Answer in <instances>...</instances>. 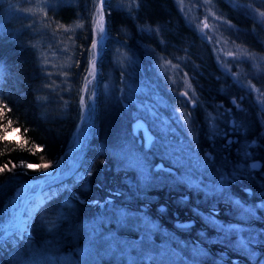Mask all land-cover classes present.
<instances>
[{"label":"trees","instance_id":"1","mask_svg":"<svg viewBox=\"0 0 264 264\" xmlns=\"http://www.w3.org/2000/svg\"><path fill=\"white\" fill-rule=\"evenodd\" d=\"M210 3L231 23L222 32L264 51V25L248 7L264 12V0ZM40 7L38 16L2 20L0 6V234L15 187L35 171L26 165L58 162L75 142L94 59L91 133L74 172L59 170L42 187L30 235H0V264H186L174 251L189 241L203 245L210 264H264V108L221 65L213 41L176 0ZM133 113L156 133L163 117L170 135L169 145H137L144 171L110 147L118 129L130 141Z\"/></svg>","mask_w":264,"mask_h":264},{"label":"rangeland","instance_id":"2","mask_svg":"<svg viewBox=\"0 0 264 264\" xmlns=\"http://www.w3.org/2000/svg\"><path fill=\"white\" fill-rule=\"evenodd\" d=\"M178 3V7L181 12L184 14L186 19L193 24H195L197 30L207 39L212 40L214 44V49L219 59L221 65L230 70L235 77L245 86L247 89H251L256 96L260 106L264 108V51L260 52L257 50L248 49V46L238 43L234 39L229 38L224 32L221 30V24H229L230 22L226 20L223 15L219 14L215 9L210 0H176ZM2 7V20H7L9 18H18L25 16H29L31 14L38 16L39 10L38 7L46 6L48 4V0H0ZM251 12L255 14V16L262 21L264 25V16H261L263 11L259 10L254 6L248 5ZM20 13V15H17ZM2 22V21H0ZM205 24L208 25L205 28ZM231 24V23H230ZM104 34V33H103ZM100 39V36L97 38ZM95 74V73H94ZM94 74H92L89 79L90 83L85 84L86 88L83 92V103L82 104V115L78 120V123L74 132V143L67 149L68 154L65 156L66 162L62 161L65 158L62 156L58 162L45 161L44 163L49 164L48 169H39L32 172L26 179L21 181L14 189V193L11 196L10 204L8 207V211L12 213L7 217V224L10 230L18 233L30 235V226L32 222V214L36 207H38L39 202L43 199L42 187L53 181V177L58 175V172H65V174L74 172L77 161L81 155V148L84 146V143L89 137L90 130V117L93 111V93L95 92V82L92 81L94 78ZM187 82L184 81L182 86ZM183 87V88H184ZM184 90L180 92L184 94V98L187 97V93ZM124 96H122L123 98ZM121 99V98H120ZM123 104V102H122ZM128 104H123V106H127ZM122 106V107H123ZM135 106L148 112V115H154L153 109L151 106L146 107L144 102H135ZM137 114L133 113L131 115V119L136 117ZM141 116V115H139ZM144 119L147 121L148 126L154 132V138L152 139L149 149L151 146L154 148L163 146L166 142L169 145L170 135L165 132V124L163 117L159 123V129L156 133L155 129L150 126L149 121L145 116ZM131 121V120H130ZM116 130V129H115ZM167 130V129H166ZM118 133L111 135V137L115 138L111 139V148L112 150L120 157L121 160L131 163L138 167L140 170L144 171L147 168L143 160V155L137 145L139 144L141 147L142 144L138 143L136 140V136L131 133L130 123H129V132L132 138L129 140H125L124 135L120 134L119 129ZM9 134H15L14 129L8 132ZM129 141V142H128ZM137 142V143H136ZM255 160H251L250 165L254 166ZM61 162V163H60ZM67 164V167L64 164ZM260 163V161H259ZM65 167V168H64ZM64 168V170H63ZM183 177L186 178L190 183L200 184L198 178H191L187 173H179ZM219 187H212L209 189L217 190ZM247 189H249L247 187ZM22 217L28 218V227L24 230H19L20 221ZM19 224L18 227L15 225ZM164 247H168L169 243L167 241H162ZM186 249V251L183 248ZM187 246V247H186ZM183 250L184 252H182ZM176 254L181 255L186 264H210V262L201 261L203 255H205L206 251H204L203 245L197 243L195 241L182 242V246L176 251ZM255 252V251H254ZM83 253L81 249L80 253Z\"/></svg>","mask_w":264,"mask_h":264},{"label":"water","instance_id":"3","mask_svg":"<svg viewBox=\"0 0 264 264\" xmlns=\"http://www.w3.org/2000/svg\"><path fill=\"white\" fill-rule=\"evenodd\" d=\"M123 104H127V102L123 101ZM130 129L131 133L136 136V140L138 143H141L144 148H148L150 146V143L152 139L154 138V132L150 129L148 126L147 121L144 119V117L137 115L130 121ZM259 161L256 160L254 162V165H258ZM20 221V220H19ZM192 220H182L180 223L183 224H189ZM19 224L15 225V227H18ZM10 228H6L4 231L1 232L0 235H3L7 230Z\"/></svg>","mask_w":264,"mask_h":264},{"label":"snow or ice","instance_id":"4","mask_svg":"<svg viewBox=\"0 0 264 264\" xmlns=\"http://www.w3.org/2000/svg\"><path fill=\"white\" fill-rule=\"evenodd\" d=\"M98 11V19H97V22H96V29H94V31H98L99 34H100V38L103 36V33H104V13L101 9H97ZM261 16H264V13H261ZM208 25L205 24V28H207ZM97 44H98V41L97 39H93V42H92V48H93V56L95 57V49L97 48ZM95 72V62H94V59H93V62H92V69H91V73L90 74H94ZM91 81H88L86 80V83H90ZM262 95H264V93H262ZM81 103H83V99L81 101ZM6 130H5V136H0V139H6ZM26 167L28 169H34V170H39V169H48L49 168V164L47 163H44V164H41V165H34V164H27ZM7 166L5 165V167H0V173L4 172L6 170Z\"/></svg>","mask_w":264,"mask_h":264},{"label":"bare ground","instance_id":"5","mask_svg":"<svg viewBox=\"0 0 264 264\" xmlns=\"http://www.w3.org/2000/svg\"><path fill=\"white\" fill-rule=\"evenodd\" d=\"M28 227V218L27 217H22L20 220V227L19 230H24Z\"/></svg>","mask_w":264,"mask_h":264}]
</instances>
